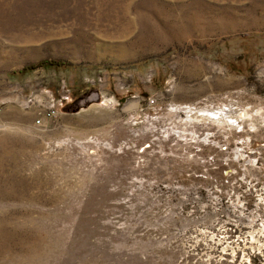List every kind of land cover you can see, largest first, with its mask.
<instances>
[{"label":"rangeland","instance_id":"obj_1","mask_svg":"<svg viewBox=\"0 0 264 264\" xmlns=\"http://www.w3.org/2000/svg\"><path fill=\"white\" fill-rule=\"evenodd\" d=\"M0 264H264V0H0Z\"/></svg>","mask_w":264,"mask_h":264},{"label":"trees","instance_id":"obj_2","mask_svg":"<svg viewBox=\"0 0 264 264\" xmlns=\"http://www.w3.org/2000/svg\"><path fill=\"white\" fill-rule=\"evenodd\" d=\"M68 67V64L63 61H57V60H50V61H41L37 64H32L29 66H26L23 68L22 71H20V74L33 72L39 69H63Z\"/></svg>","mask_w":264,"mask_h":264},{"label":"built area","instance_id":"obj_3","mask_svg":"<svg viewBox=\"0 0 264 264\" xmlns=\"http://www.w3.org/2000/svg\"><path fill=\"white\" fill-rule=\"evenodd\" d=\"M52 114H53V112H46L45 115L42 114L41 115L42 118L37 120V124L42 125L44 123L45 119H50L52 117Z\"/></svg>","mask_w":264,"mask_h":264},{"label":"bare ground","instance_id":"obj_4","mask_svg":"<svg viewBox=\"0 0 264 264\" xmlns=\"http://www.w3.org/2000/svg\"><path fill=\"white\" fill-rule=\"evenodd\" d=\"M241 114H242V113H241ZM243 115H244V116H243L244 118H243V117H242V118L245 119V120H246V118H249V117H250V114H249L248 112H245ZM260 115H261V114H260ZM241 116H242V115H241ZM217 117H218V116H216V118H217ZM229 120H230V119H229ZM230 123H231V122H230ZM234 123H236V125H237V123H239V122L234 121ZM234 123H233V124H234ZM193 136H194V135H193Z\"/></svg>","mask_w":264,"mask_h":264}]
</instances>
